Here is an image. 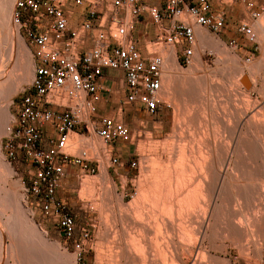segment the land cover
I'll use <instances>...</instances> for the list:
<instances>
[{
    "label": "rangeland",
    "instance_id": "rangeland-1",
    "mask_svg": "<svg viewBox=\"0 0 264 264\" xmlns=\"http://www.w3.org/2000/svg\"><path fill=\"white\" fill-rule=\"evenodd\" d=\"M14 2L12 0V9ZM223 3L232 2L222 0L220 4ZM248 23L257 43L251 44L240 34L241 43L245 42L252 51L258 47L259 58L246 60V56L239 53V46L232 48L228 42H222L200 27L195 30L204 33L200 34V42L193 46V52L198 55L194 58L193 53L188 65L181 63L177 48L160 44L164 56L162 92L169 107H162L154 114L142 109L136 111L141 120L129 115L126 124L131 129L132 139L118 141L122 150L120 166H110L112 153L108 144L93 133H69L66 151L75 156L84 152L89 164L97 166V171L89 174L78 165L68 163L66 169L70 171L57 192L75 217L74 238H79L83 229L90 231L79 254L73 242L61 235L51 219L42 214L37 200L27 191L32 170L29 160L11 159L3 147L18 98L28 87L33 74V46L16 26L18 41L28 53L13 55L7 68L15 71L17 86L15 90L10 88L0 100V106L5 102L9 106L6 110L0 109V264H115L114 246L119 239L135 242L140 236L148 235L154 239L153 232L144 233L153 227L154 223L150 221L153 217L149 219L148 214L149 222L146 221V211L134 205L142 182L150 177L151 163L176 159L180 144L196 151L195 143L204 137L209 141L228 143V148L221 144L216 150L222 151L219 154L223 159L216 151L211 154L210 172L217 176L220 189L215 206L206 209L207 221H212V215L229 219L251 211L264 183V13L255 22L248 20ZM151 46L147 41L146 48L150 50ZM169 55L170 73L166 71ZM243 76L249 80V88L241 81ZM183 113L187 115L183 117ZM117 118L120 119V113ZM131 161L137 162L134 167L129 166ZM233 172L237 174V180ZM238 192H242L243 197ZM137 220L149 223V226L145 229L144 223L145 230L141 226L139 229ZM210 234L205 247L207 256L215 264H259L264 256V234L253 231L241 246L232 243L224 233ZM157 239L162 242L159 237ZM197 246L198 240L194 250Z\"/></svg>",
    "mask_w": 264,
    "mask_h": 264
},
{
    "label": "built area",
    "instance_id": "built-area-1",
    "mask_svg": "<svg viewBox=\"0 0 264 264\" xmlns=\"http://www.w3.org/2000/svg\"><path fill=\"white\" fill-rule=\"evenodd\" d=\"M154 1L15 0L12 19L33 46V74L18 98L3 147L11 159L29 160L32 170L27 191L58 232L73 242L77 254L90 231L83 229L80 237L74 238L75 217L57 191L68 163L89 174L95 173L97 166L89 164L84 152L75 156L66 151L69 133H93L105 144L132 139L121 119L96 116L103 71H119L125 86L124 102L154 114L169 107L161 96L164 56L160 44L178 47L181 63L188 65L194 53L195 28L219 32L224 26V14L211 12L208 0ZM241 1L251 21L264 13V3L254 8ZM70 5L85 12V18L75 25L66 17ZM142 15L154 26V37L149 40L150 50L145 45L141 51L133 28ZM237 31L256 45L247 21L239 22ZM109 163L111 167L121 165L113 154ZM259 264H264V256Z\"/></svg>",
    "mask_w": 264,
    "mask_h": 264
},
{
    "label": "bare ground",
    "instance_id": "bare-ground-1",
    "mask_svg": "<svg viewBox=\"0 0 264 264\" xmlns=\"http://www.w3.org/2000/svg\"><path fill=\"white\" fill-rule=\"evenodd\" d=\"M11 5L12 0H0V100L9 92L10 88L14 89L17 86L18 80L16 81V77H14L15 71L7 68L10 62L12 63L13 55L17 57L28 53L22 43L18 41L17 25L14 24L12 19L14 7L12 9L13 5ZM10 26L13 29V36L10 34ZM194 54V58H196L198 54ZM166 62L168 63L166 71L170 73V55L166 57ZM174 91H177L176 86ZM161 96L163 97L162 81ZM1 106L0 109L2 110H6L9 107L6 102ZM186 115L183 113V117ZM252 120L255 121L254 119ZM195 144L196 151L180 144L176 159L172 160V157V159L168 158L166 161L161 159V161L157 160L158 162L151 163L150 177L142 182V189L134 205L146 211L144 212L146 221L149 222V219L153 217L150 221H153L154 224L153 227H149L150 229H146L149 223L146 224L145 220H141L142 222L145 221L146 225L144 228L146 231L148 230L147 233H144L148 235V233L153 232L154 234L151 235H154V239H152L153 237L150 238V235L147 237L143 234L142 236L147 238H141L140 236V240L138 239L137 241L136 239L135 241L134 239L135 242L130 241L133 239L127 240L124 238L127 241L119 239L114 246L115 251L113 250L116 257L113 261L115 262L116 260L115 264H215L212 259L210 260V256H207L208 250L205 247V242L209 239L210 233L219 235L224 233L232 243L238 246L243 245L245 238L253 231L260 235L264 234V183L263 188L261 187L262 189L259 187L261 194L259 192V198H257L258 196L256 197L257 203H254V208L251 211L238 215L240 217L235 218L234 216V218L229 219H224L220 215V218L212 215V221H207L205 217L206 209L209 206L211 207V205L215 206L220 189L217 183V176H212L210 172L211 154L218 147L220 148L222 143L209 141L208 138L204 137V140L198 139ZM222 145L228 148V143H223ZM216 152H218L217 154L220 158L219 153L222 151ZM233 152L235 151L233 150ZM171 155L173 154L171 153ZM171 155L168 156L171 157ZM232 174L234 179L237 180V174L234 172ZM238 193L243 197L242 192ZM255 193L257 194L258 192L255 191ZM256 194H254V199ZM148 214H150L151 218H149ZM147 218L149 219L147 220ZM142 222H137L138 228L141 226L145 230L142 227L144 225ZM141 232L143 233V231ZM157 236L162 242H159ZM197 240L198 246L194 250ZM6 245L9 248V244L6 243Z\"/></svg>",
    "mask_w": 264,
    "mask_h": 264
},
{
    "label": "crops",
    "instance_id": "crops-1",
    "mask_svg": "<svg viewBox=\"0 0 264 264\" xmlns=\"http://www.w3.org/2000/svg\"><path fill=\"white\" fill-rule=\"evenodd\" d=\"M143 1L148 3H155L154 0H143ZM221 1L222 0H208V5H209V10L211 12L224 14L225 22L223 28L219 32H211L205 28H199V29H204L208 32V34H213L217 36L224 43L228 42L229 46L232 48L236 49L239 46V50H240L239 53L242 54L243 56L245 55L246 60H250L251 57L259 58L261 56V52L258 49V47L257 50L255 51H252L251 49L247 48L245 42L241 43V39H240L241 35L237 31V26L239 22L242 21L248 22V20H250L248 18L247 9H246L247 6L245 2L241 0H230L232 2L230 4H226V3L220 4ZM245 1L249 2L254 8H256L261 3H264V0H245ZM66 17L71 25H75L85 18V12L80 7L70 5L66 9ZM201 33H204L203 30H197V31L195 30V42L197 41L200 42ZM133 35L137 40L138 48L142 51L144 46L146 45V42L154 37V26L151 24L147 16L142 15L140 16L139 19L135 21L133 28ZM175 48L178 49V47ZM208 55H211V52H208ZM100 84L102 85L103 89L100 91V99L96 104L97 106L96 116L108 115L117 118L118 114L120 113L121 121L124 122V124L128 127V129L131 132L130 127L126 124L129 115L133 114V118L138 117L137 119L141 120L138 112L139 110L141 109L144 110V109L137 104L134 103L127 104L124 102L125 86L121 79V73L119 71L104 70L103 76L100 80ZM107 144L111 153L120 158L122 150L119 142L114 141ZM69 171L70 170L68 168L65 170L66 173L62 181L66 178Z\"/></svg>",
    "mask_w": 264,
    "mask_h": 264
},
{
    "label": "water",
    "instance_id": "water-1",
    "mask_svg": "<svg viewBox=\"0 0 264 264\" xmlns=\"http://www.w3.org/2000/svg\"><path fill=\"white\" fill-rule=\"evenodd\" d=\"M241 81L244 83V86H245L246 88H249V87H250V82H249V80L247 79L246 76H243V77L241 78Z\"/></svg>",
    "mask_w": 264,
    "mask_h": 264
}]
</instances>
